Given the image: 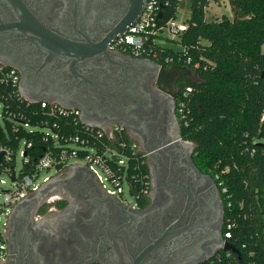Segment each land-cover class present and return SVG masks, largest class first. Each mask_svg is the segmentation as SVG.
I'll list each match as a JSON object with an SVG mask.
<instances>
[{"label": "flooded vegetation", "instance_id": "1", "mask_svg": "<svg viewBox=\"0 0 264 264\" xmlns=\"http://www.w3.org/2000/svg\"><path fill=\"white\" fill-rule=\"evenodd\" d=\"M67 1L77 22V8L84 11L82 34L69 32L68 23L57 22V29L78 42L102 45L118 32L132 6L146 2ZM63 6V0L56 1V17ZM94 11L98 15L90 21L87 15ZM0 14L4 21L17 19L1 1ZM114 42L74 70L70 60L59 59L45 68L42 50L19 34L0 33V54L25 69L30 88L41 83L32 90L34 98L50 96L75 106L106 131L122 126L144 152L148 171L147 192L124 203L107 194L86 168H64L57 173L61 180L30 193L6 215L2 264H204L233 253L224 248L232 243L225 236L226 207L218 180L195 163L194 143L183 134L177 100L185 77L171 96L159 89L157 65L172 64ZM16 69L22 85L23 72Z\"/></svg>", "mask_w": 264, "mask_h": 264}, {"label": "trees", "instance_id": "2", "mask_svg": "<svg viewBox=\"0 0 264 264\" xmlns=\"http://www.w3.org/2000/svg\"><path fill=\"white\" fill-rule=\"evenodd\" d=\"M210 1L190 0L187 28L177 41L181 49L153 46L160 55L158 62L164 64L166 57H173L172 64L187 65L194 72L193 78H184L178 94L179 104L186 100L182 91L193 88L183 134L195 144V163L218 180L226 207L225 228L229 219L235 223L228 240L240 254H223L204 264H264V0H228L233 17L224 14L208 21L205 13ZM160 2V24L177 17L179 0ZM0 93L6 105L1 143L16 148L22 138L32 141L27 153L34 159L52 145L51 139L43 141L44 133L22 127L14 133L7 114L23 113L33 126L56 121L61 131H70L67 122L71 120L48 115L49 106L21 103L11 97L7 86H0Z\"/></svg>", "mask_w": 264, "mask_h": 264}, {"label": "built area", "instance_id": "3", "mask_svg": "<svg viewBox=\"0 0 264 264\" xmlns=\"http://www.w3.org/2000/svg\"><path fill=\"white\" fill-rule=\"evenodd\" d=\"M180 1V0H179ZM163 12V4L160 0H146L144 9L138 20L128 28L127 32L120 35L114 42L115 45H122L130 48L134 54L140 56H151L154 59L159 58V53L154 50V44L163 45V33L179 36L187 28L186 22H176V18H171L167 22L160 24L159 13ZM190 62V58L186 59ZM166 64L173 63V57H166ZM173 65V64H172ZM0 86H7L11 89V97H14L21 103L27 105L40 104L42 109L49 106L48 115L54 118H66L71 120L67 122L70 129L67 134L59 128L56 121L50 123L49 120L40 126H33L25 120L23 113L7 114L6 119L12 123L13 132H18L19 127L30 132L44 133L43 141L52 140V145H48L47 150L40 157L33 158L27 151L33 147V142L24 138L18 140L16 148L9 144L0 142V175L5 174L12 185L11 189L4 191L3 204L0 206V264L7 258V248L1 235L2 216L4 218L11 210L12 206L24 199L30 193L36 192L44 182L51 177L43 178V182L38 183L41 172L55 168L62 164L68 168L70 163L81 164L92 173L97 182L107 192V194L122 195L123 185L126 183L129 187V194L132 198L145 194L148 186V171L145 170V154L140 151L136 142L129 138L124 128L120 125L114 126L106 131L102 128L85 125L81 122L80 113L75 108H65L60 103L54 101L42 100L37 103L30 102L21 93L20 74L12 66L0 62ZM193 91L192 87H187L182 91L181 96L186 100L179 102V114L184 122L187 118V99ZM3 95L0 93V98ZM1 120L0 125L4 131L5 120L3 109L6 106L4 101H0ZM187 124V121L184 122ZM23 142V149H20V143ZM115 145L117 149H114ZM21 157L19 170L16 168L17 155ZM13 162V166H11ZM32 165L28 172H22L25 166ZM147 171L145 173V171ZM102 170L104 177L98 173ZM57 170L56 172H60ZM57 175V174H56ZM111 182L114 189L105 187L104 181ZM226 189L223 188V192ZM234 221H228L225 230V236L231 237Z\"/></svg>", "mask_w": 264, "mask_h": 264}, {"label": "water", "instance_id": "4", "mask_svg": "<svg viewBox=\"0 0 264 264\" xmlns=\"http://www.w3.org/2000/svg\"><path fill=\"white\" fill-rule=\"evenodd\" d=\"M2 4L7 5L12 12H14L16 16L15 21H4L5 19L0 14V33H4L6 31L12 32L14 34H19L23 37L24 40L32 43L35 48L42 50L45 54L44 60L46 67H49L54 63L55 60L59 59L64 62L71 61V69L74 70L75 65L78 62H82L92 57H99L103 54L104 49L112 44L120 35L127 32L128 28L131 27L141 15L146 2L140 3L137 6H132L130 8V12L127 17L124 19L122 24L119 27L117 33L113 34L112 38L106 39V42L101 43H82L76 41L74 38L68 36L67 33H63L61 30L57 29V22L68 23L69 32L73 33V31L82 34L80 24V16L84 17V11L81 7L77 8L79 21L77 22V18H74L75 15L73 13L74 7L70 10L69 2L67 0H63L64 6L61 10L58 11V16L56 17L55 5L57 0H35L33 4L31 0H0ZM76 2V1H75ZM71 14V16H69ZM95 11L89 17L90 21H93L96 18ZM98 15V14H97ZM92 17V18H91ZM162 17V12L159 13V18ZM86 21V20H85ZM61 26V25H59ZM74 35V34H73ZM84 35V34H83ZM113 39V40H112ZM0 62L12 66L14 68H19L23 72V82L20 85V90L22 95L29 100L30 102L37 103L42 100L53 101L50 96H45L41 98H34L32 90L38 88L37 86L41 85V83L37 82L36 84H30L31 88L27 84V72L25 69H22L16 62L10 60L8 57L0 54ZM158 66V86L159 89L164 91L171 96L176 94V84L177 81L182 77L193 78L194 72L192 68L187 65H177L173 64L169 67ZM264 74V72H263ZM80 77V76H79ZM58 83L55 86V89H58ZM35 92V90H33ZM65 108H75V106L66 105L64 103H60ZM93 112V111H90ZM81 122L85 125L94 126L101 128L99 124L93 122L91 120H87V117L83 118V114L80 115ZM195 147V144L193 145ZM114 149H117L115 145H112ZM63 167L62 164L56 166L57 170H61ZM77 167H87L81 164H73L69 166V169H75ZM62 171V170H61ZM90 173V171L87 169ZM92 175V173H90ZM92 177L96 180V178L92 175ZM61 180L57 175L53 176L47 182H44L41 187L36 191L40 193L42 190L51 187L55 182ZM97 181V180H96ZM224 248L226 250H231L234 253L240 254L239 249L233 244L227 243Z\"/></svg>", "mask_w": 264, "mask_h": 264}, {"label": "rangeland", "instance_id": "5", "mask_svg": "<svg viewBox=\"0 0 264 264\" xmlns=\"http://www.w3.org/2000/svg\"><path fill=\"white\" fill-rule=\"evenodd\" d=\"M227 15L229 17H233V12L231 10L230 4L228 0H221L219 2H215L213 0L210 1L209 6L206 9L205 17L208 21L215 20V19H220L222 15ZM190 16V0H180L179 1V6H178V13L177 17L175 19L176 22H185ZM163 42L162 44L165 45L168 48H173V49H181L182 45L178 43L179 37L170 33H167L164 31L163 33ZM1 106H0V120H1ZM20 149H23V142L20 143ZM74 161L70 163L72 165ZM21 165V157L18 154L16 158V168L19 170ZM98 173L104 177V173L102 170L98 169ZM56 169L51 168L48 170H45L41 172L39 178H38V183L43 182V178L45 177H51L53 175H56ZM105 187L108 189H114V186L111 184V182L104 181ZM12 185L10 184V180L7 175L1 174L0 175V206L3 204L4 200V191L11 189ZM120 200H122L124 203H130L133 201V198L129 194V187L125 183L123 185V194L119 196ZM5 221L4 216H2L1 223Z\"/></svg>", "mask_w": 264, "mask_h": 264}]
</instances>
